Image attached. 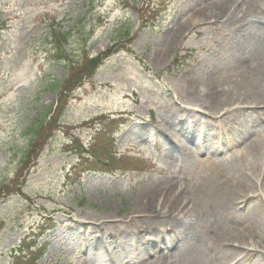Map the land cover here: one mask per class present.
I'll list each match as a JSON object with an SVG mask.
<instances>
[{"label": "rangeland", "instance_id": "obj_1", "mask_svg": "<svg viewBox=\"0 0 264 264\" xmlns=\"http://www.w3.org/2000/svg\"><path fill=\"white\" fill-rule=\"evenodd\" d=\"M195 2L0 0L5 25L0 31V264H11L27 237L44 249L37 264H129L136 257L144 264H201L175 250L178 236L171 226L144 232L129 226L123 232L109 223L131 216L155 182H175L184 193L195 190L190 160L204 156L190 146L181 159L169 160L172 139L162 130L194 95L193 70L203 62L208 67L212 58L205 48L231 34L206 22L187 31L178 45L169 42L180 19L202 7ZM251 6L264 25V0ZM55 30L67 34L72 63L79 64L85 52L95 58L112 51L95 76L68 97L62 113L53 86L65 80L69 68L53 56ZM48 111L53 125L29 148ZM231 115L235 127L244 116L258 121L250 110ZM203 118L202 131L215 137L213 131L224 123ZM81 144L91 154L107 146L100 156L115 165L91 168L92 159L75 153ZM125 158L129 165L119 162ZM111 169L114 175L101 172ZM239 212L250 215L254 234L243 244L233 242L242 249L231 264H264V197L254 196ZM173 215L190 219L180 211ZM124 240L128 243L121 245ZM142 240L167 247L161 251L166 259L144 257Z\"/></svg>", "mask_w": 264, "mask_h": 264}, {"label": "bare ground", "instance_id": "obj_2", "mask_svg": "<svg viewBox=\"0 0 264 264\" xmlns=\"http://www.w3.org/2000/svg\"><path fill=\"white\" fill-rule=\"evenodd\" d=\"M253 2L196 0L202 7L180 19L169 41L178 45L187 31L206 22L231 33L213 47L205 48L212 58L207 60L208 67L203 62L193 70L194 95L187 107L179 109L183 114H175L162 130L167 139H172L168 141L169 160L181 159L185 151H191L190 146L198 149L197 155L204 156L190 160L197 181L195 190L184 193L175 182H155L136 201L137 208L130 218L109 222L123 232L129 226L139 227L138 232L171 226L178 236L175 250L186 259L199 258L201 264L233 263L242 249L233 242L243 244L254 234L250 215L239 211L254 196L264 197V25L250 13ZM242 110L256 114L258 121L249 122L244 116L242 125L235 127L231 114ZM203 115L224 123L213 131L215 137L202 131ZM189 118L193 119L190 125L186 122ZM195 127H199L198 138L192 129ZM239 147V151H232ZM178 211L190 214V219L176 218L173 214ZM127 243L124 240L120 244ZM141 245L144 257L154 261L166 259L161 251L167 247L143 240ZM132 262L129 264H144L140 257Z\"/></svg>", "mask_w": 264, "mask_h": 264}, {"label": "trees", "instance_id": "obj_3", "mask_svg": "<svg viewBox=\"0 0 264 264\" xmlns=\"http://www.w3.org/2000/svg\"><path fill=\"white\" fill-rule=\"evenodd\" d=\"M66 33H61L59 31H53L51 33V42L52 45L55 47V54L54 57L58 58L60 61H64L66 64H68L69 68V75L62 83H57L53 86V90H58L60 92V101L61 107L59 112H63L65 109V106L67 104V98L75 91L76 88L81 86L83 82L94 76L96 73V70L99 68L100 64L102 63L103 58H107L110 52L106 53L104 57H95L90 58L88 56V52L84 53L83 59L80 61V65L78 63H72L71 57L69 56V53L67 51V37ZM50 112V111H49ZM51 114V112H50ZM47 116L42 120L40 123V127L36 130H34L33 133V140L31 142V147L34 146V143L38 139H44L46 138V134L44 133L46 129L51 128L53 125L52 119L49 121L46 120ZM102 144V143H101ZM107 146L102 147L101 145L98 147L96 154H91L90 157L95 159L96 167L104 166L109 167L112 165H115L113 163V160L104 159V156H100V151H105ZM99 150V151H98ZM34 151H27V154H29ZM85 152V150L82 148L81 145H79V149L76 150L77 154L82 155V153ZM16 256H14V260L12 264H37L39 259L44 255L43 251L38 249L37 250V243L30 242L26 243L23 242V244L20 246V248L17 250Z\"/></svg>", "mask_w": 264, "mask_h": 264}]
</instances>
